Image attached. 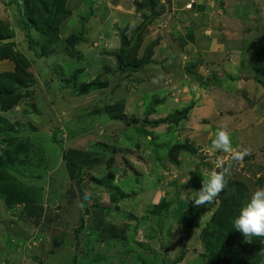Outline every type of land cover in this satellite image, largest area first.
I'll return each instance as SVG.
<instances>
[{"label":"rangeland","instance_id":"obj_1","mask_svg":"<svg viewBox=\"0 0 264 264\" xmlns=\"http://www.w3.org/2000/svg\"><path fill=\"white\" fill-rule=\"evenodd\" d=\"M193 1L149 7L145 0H68L67 18L49 39L27 28L24 0H0V28L14 30L7 42L27 57L34 75L18 88L22 97L12 109L0 100V155L9 150L16 159L7 172L25 200L8 205L11 195L0 191V264L245 258V244L208 253L204 231L234 183L249 199L264 186V0ZM222 26L229 31L219 37ZM215 37L219 55L211 59L205 50ZM123 52L144 67L121 73ZM257 58L242 68L241 60ZM6 72L16 73L12 59L0 60V74ZM96 79L107 86L81 91ZM246 116L251 122L244 125ZM221 124L233 148L251 155L234 164L216 201L199 207L207 212L187 239L179 222L193 203L189 190L202 187V175L218 159L230 161L212 150ZM85 190L92 202L81 209Z\"/></svg>","mask_w":264,"mask_h":264},{"label":"trees","instance_id":"obj_2","mask_svg":"<svg viewBox=\"0 0 264 264\" xmlns=\"http://www.w3.org/2000/svg\"><path fill=\"white\" fill-rule=\"evenodd\" d=\"M66 1L68 0H41L42 6H39L34 0H24L25 13L23 19L26 21L27 28L33 27L42 34H48L49 39L57 37L61 23L67 18ZM160 1L162 0H145V2H150L148 4L149 7H153ZM14 34L15 32L12 28H0V60L12 59L16 63V73L6 72L5 74H0V100L2 99L4 101L6 110L12 109L17 105L19 99L22 97L21 94H17L18 88L28 86L34 81V75L30 70V61L14 49L12 42H7ZM78 41L74 36L69 39L72 45H75ZM117 58L121 73L129 71L130 69L135 71L143 68L145 65L134 61L129 62L127 60L129 58L128 54L125 52L119 54ZM106 86L107 83H102L100 79H96L90 83L81 85L80 89L87 93L92 90L102 89ZM108 111L111 112V110ZM11 155L9 150H5L0 155V191L7 192L11 195L6 202L8 205H13L18 201H25L23 198H17L19 197L16 193L17 189L16 187L14 188L13 184H10V178L13 177L7 171L9 167L17 163L16 159ZM225 194L220 203L219 211L214 214L211 220L212 226L210 229L204 231L206 250H208V253L218 251L220 254V251L226 245L245 244L248 246L245 253L246 256L239 264H260L264 261V237H253L252 242L247 243L244 241L242 234L235 230L233 223L230 221L231 218H235L238 215L239 209L248 202L249 198L246 195V189L242 184L236 182L232 185L231 192L227 193L226 191ZM167 206L168 204H163L156 208V210L158 209L161 212ZM206 212L205 209L195 207L191 203L189 208L180 215L179 223L186 227L187 239H189V235L194 229L199 228L201 217Z\"/></svg>","mask_w":264,"mask_h":264},{"label":"clouds","instance_id":"obj_3","mask_svg":"<svg viewBox=\"0 0 264 264\" xmlns=\"http://www.w3.org/2000/svg\"><path fill=\"white\" fill-rule=\"evenodd\" d=\"M188 5L191 7L189 8ZM186 7L187 10H191L192 2ZM212 150L229 154L230 161L218 159L210 174L202 175V187L199 190H189L193 194L195 207L215 202L226 187V177L232 175L234 164L251 155V150L248 148H233L232 138L226 124L218 125L212 141ZM92 195L90 191L85 190L82 199L78 200V206L84 209L86 205H90ZM232 223L235 230L242 234L247 243H251L253 237H264V186H258L251 192L250 199L239 209V213Z\"/></svg>","mask_w":264,"mask_h":264},{"label":"crops","instance_id":"obj_4","mask_svg":"<svg viewBox=\"0 0 264 264\" xmlns=\"http://www.w3.org/2000/svg\"><path fill=\"white\" fill-rule=\"evenodd\" d=\"M247 3L248 4H252L251 3V0H247ZM230 19V18H229ZM218 31H216L214 34L215 35H217V32L219 33L218 35H219V37H220V33H223V32H228L229 31V28L227 27V26H222V27H219L218 29H217ZM216 43V37L213 39V42H212V45H207V47L208 46H210L209 48V50H205V53H206V56H214V57H211V59L212 58H215L216 56H218L219 55V53L217 52V50H213V46H214V44ZM260 44V46H263L264 45V43H259ZM193 47H195V46H193ZM206 47V48H207ZM227 49V48H226ZM262 52H263V50H261L260 51V53L262 54ZM262 58H264V52H263V54H262V56H261ZM238 59H240V56H238ZM241 62V66H242V68H243V66H247V65H250V63L251 62H253V63H257L258 62V58H257V61L256 60H241L240 61ZM200 64H202V63H200ZM257 72V71H256ZM239 82H246V83H249L250 81L248 80V78L247 79H240V81ZM239 82H237V83H239ZM229 84H231V83H229ZM241 85H243V84H241ZM250 85H251V89H255L254 88V86L252 85V83H250ZM233 86V85H232ZM256 92H258V90L256 91ZM244 122V123H243ZM250 122H251V119L250 118H247V116L246 117H242V123L244 124V125H247V124H250ZM247 127H245V128H243V130H245ZM262 128L264 129V126H262ZM247 130V129H246ZM248 139L247 140H250V138L249 137H247Z\"/></svg>","mask_w":264,"mask_h":264},{"label":"built area","instance_id":"obj_5","mask_svg":"<svg viewBox=\"0 0 264 264\" xmlns=\"http://www.w3.org/2000/svg\"><path fill=\"white\" fill-rule=\"evenodd\" d=\"M192 2H194V1L192 0ZM188 7L190 8V7H191V5H188Z\"/></svg>","mask_w":264,"mask_h":264}]
</instances>
